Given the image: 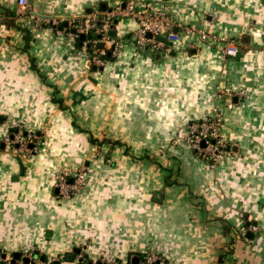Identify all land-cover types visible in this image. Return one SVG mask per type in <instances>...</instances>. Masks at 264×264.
Instances as JSON below:
<instances>
[{"label":"crops","instance_id":"1","mask_svg":"<svg viewBox=\"0 0 264 264\" xmlns=\"http://www.w3.org/2000/svg\"><path fill=\"white\" fill-rule=\"evenodd\" d=\"M123 1L29 0L21 12L0 0V254L132 263L152 249L166 264H264V0H138L167 4L179 39L139 47L137 20L121 16L120 53L99 67L59 24L36 20L73 30ZM214 107L230 150L212 167L184 123ZM16 125L44 137L36 152L5 142ZM80 162L85 187L61 196L55 173Z\"/></svg>","mask_w":264,"mask_h":264},{"label":"built area","instance_id":"2","mask_svg":"<svg viewBox=\"0 0 264 264\" xmlns=\"http://www.w3.org/2000/svg\"><path fill=\"white\" fill-rule=\"evenodd\" d=\"M124 6L118 5L105 9L104 11H94L90 15L88 23L82 21L75 24L76 30H72L70 27L57 28L58 32L66 31L73 35L74 38H78L82 33L85 37L91 30L99 33V36L89 39H83L79 48L87 55L89 63L95 66H103L109 59L104 55L108 49H111L114 56L120 53L119 39L116 34H111L109 31L114 26L115 20L121 16H132L137 22V29L134 31L135 42L139 47L152 45L159 47L164 45L165 42L158 40L157 36L164 37L168 42L178 40L180 35L175 29L176 20L169 12V6L162 4L158 8H140L138 6V0H124ZM20 11L29 10V0H18ZM39 24L44 22H51L53 24H59L63 20H54L47 17H36ZM100 20V23H99ZM74 20L68 22L73 25ZM67 26V25H66ZM148 32L152 33L149 37ZM202 39L211 38L207 32L201 30ZM213 38V36H212ZM225 46L223 49L225 56H235L238 53V45L234 39H224ZM103 43L102 47L98 45ZM91 47V49H90ZM243 90L239 94H243ZM233 102L229 100L228 106L232 107ZM193 122V121H192ZM190 122L189 134L186 137L188 143L193 147L196 154L206 161L210 166L215 167L219 159L230 150L227 145L226 139L221 133L222 116L221 112L214 107L213 113L198 119L196 122ZM20 126V125H19ZM17 133L13 131L5 136L4 140L10 146L17 147L21 155H30L37 151L40 143V134L35 130H24V127L19 128L17 126ZM16 143V145H14ZM79 166H67L62 168L59 172L55 173V185L58 189V193L63 197H71L80 192L84 184H86V171L84 168H78ZM20 256L17 259L16 264H24V258L28 257L29 262L25 264H34V261L38 258L37 248L27 247L19 251ZM12 256L8 258L6 256L7 263H10ZM1 260V254H0ZM98 262V261H97ZM99 262L103 264H135L127 263L118 259H108L106 257L100 258ZM137 264H166L164 256L160 255L157 251L150 249L140 259Z\"/></svg>","mask_w":264,"mask_h":264},{"label":"water","instance_id":"3","mask_svg":"<svg viewBox=\"0 0 264 264\" xmlns=\"http://www.w3.org/2000/svg\"><path fill=\"white\" fill-rule=\"evenodd\" d=\"M124 4H125V3H123V6H124ZM102 6L104 7V4H103ZM117 22H118V19L115 20L114 26H115V24H116ZM114 26L110 29L109 32H110L111 34H114V35H115L117 31H116V29H115ZM147 35H148L149 37H151V36H152V33H151V32H148ZM81 37H82V38L85 37L84 33L81 34ZM157 39H158V40H161V41H163V42H165V43H168V41H167L164 37H162V36H157ZM98 46H99V47H102V46H103V43H100ZM95 67H96V66H95ZM74 251H76V253H80V252H81V249L76 247V248L74 249ZM6 256H7V253H6V252H3V253L1 254L0 264H16V263H17V259H18V257L20 256V253H19V252L14 253V255L12 256V258H11V260H10V263H7V261H6ZM78 259H79V261L82 262V263L87 262L88 264H103L102 262H97V263H96L94 260L89 259L87 255H81ZM24 261H25V263H27V262L30 261V259H29L28 257H25V258H24ZM139 261H140V257H139V255H135V257L133 258L132 263L137 264V263H139ZM25 263H24V264H25Z\"/></svg>","mask_w":264,"mask_h":264},{"label":"rangeland","instance_id":"4","mask_svg":"<svg viewBox=\"0 0 264 264\" xmlns=\"http://www.w3.org/2000/svg\"><path fill=\"white\" fill-rule=\"evenodd\" d=\"M198 119H193V120H190V121H186L184 124H185V133H184V135H185V138L188 136V134H189V130H190V127L189 126H187V125H189L190 124V122H196ZM192 122V123H193ZM17 126L19 127V128H21V127H23V126H19V125H16V126H13L14 128H17ZM25 130V129H24ZM14 132H15V134H18L17 133V130H13ZM26 131V130H25ZM41 136H43V135H41ZM43 138L44 137H41V143H42V140H43ZM187 139V138H186ZM188 141V140H187ZM14 145H16V143H14ZM13 147H15V146H13ZM94 152L93 153H89L88 154V156L87 157H92L93 155H96V154H98L99 152H101L100 151V148H96V149H94L93 150ZM18 152H20V151H18ZM92 154V156H90ZM198 156V155H197ZM109 157V156H108ZM199 157V156H198ZM73 165H76V166H79L80 168H84V170L86 171V174H87V171H88V165L87 164H85V163H83V162H80V163H73V164H71V165H69V166H73ZM78 167V168H79ZM63 168V167H62ZM61 168V169H62ZM56 186V185H55ZM84 187H85V184H84Z\"/></svg>","mask_w":264,"mask_h":264},{"label":"trees","instance_id":"5","mask_svg":"<svg viewBox=\"0 0 264 264\" xmlns=\"http://www.w3.org/2000/svg\"><path fill=\"white\" fill-rule=\"evenodd\" d=\"M99 23H100V20H99ZM59 25L61 27H65V25L63 24L62 21H60ZM66 27H68V25ZM73 29L76 30L77 28L74 27ZM97 36H99V33L95 32L94 30H91L88 34H86V37H84L83 39L86 38V39H89V41H91L93 38H96ZM83 39H82L81 35L77 38V40L80 42V44H81ZM90 49H91V47H90ZM104 57L109 59V60L115 58L111 49L107 50V53L104 55Z\"/></svg>","mask_w":264,"mask_h":264}]
</instances>
